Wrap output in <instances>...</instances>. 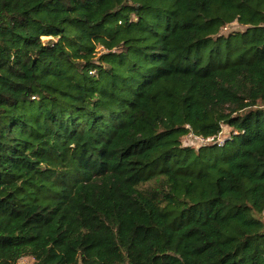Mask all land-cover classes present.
<instances>
[{
    "label": "trees",
    "instance_id": "16d2710c",
    "mask_svg": "<svg viewBox=\"0 0 264 264\" xmlns=\"http://www.w3.org/2000/svg\"><path fill=\"white\" fill-rule=\"evenodd\" d=\"M263 209L264 0H0V264H264Z\"/></svg>",
    "mask_w": 264,
    "mask_h": 264
},
{
    "label": "rangeland",
    "instance_id": "374dc122",
    "mask_svg": "<svg viewBox=\"0 0 264 264\" xmlns=\"http://www.w3.org/2000/svg\"><path fill=\"white\" fill-rule=\"evenodd\" d=\"M245 30H246V26L240 25L236 21H233V22L228 23L225 27H223L220 33H222L225 36L229 32H234V31L244 32ZM259 31H260L259 29H250L246 33V35L248 37H251L254 33H257ZM53 38H54L53 36H42L41 37L43 41H46L48 39H53ZM102 50L103 49L101 46H96L93 53L97 57V55L100 54V52H103ZM228 135H229V128L226 126H222V130L219 133V135L215 139L210 140L211 141L210 143L218 142L220 144L225 139V137H228ZM206 142L207 141L204 142L201 138L190 136V135H186L182 139L183 145H192L194 147H198V145H200L201 143H206ZM17 264H34V260L32 257L24 256L19 259Z\"/></svg>",
    "mask_w": 264,
    "mask_h": 264
},
{
    "label": "built area",
    "instance_id": "2783aa9c",
    "mask_svg": "<svg viewBox=\"0 0 264 264\" xmlns=\"http://www.w3.org/2000/svg\"><path fill=\"white\" fill-rule=\"evenodd\" d=\"M188 135L192 136V133L191 134H188ZM198 138H201V137H198ZM201 139L205 142V141H210L213 138L212 137H209V138H201ZM262 218L264 220V209L262 210Z\"/></svg>",
    "mask_w": 264,
    "mask_h": 264
}]
</instances>
